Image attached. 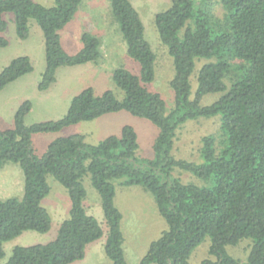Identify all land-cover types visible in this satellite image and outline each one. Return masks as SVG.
<instances>
[{
  "label": "trees",
  "instance_id": "1",
  "mask_svg": "<svg viewBox=\"0 0 264 264\" xmlns=\"http://www.w3.org/2000/svg\"><path fill=\"white\" fill-rule=\"evenodd\" d=\"M111 13L127 45V53L141 67L140 76L125 68L113 72V81L124 93L119 100L112 91L96 96L89 87L77 96L64 118L25 123L32 109L25 102L14 118L13 129L0 131V169L18 165L24 174L21 198L0 199V259L5 243L24 232L47 233L52 219L43 206L50 195L51 176L68 192L69 217L57 238L45 245L16 247L7 264H74L83 261L88 248L105 235L100 221L89 215L84 202L89 177L101 199L107 228L105 254L112 264H128L121 229L123 215L115 205L116 182L140 186L150 193L168 229L154 241L140 264H190L197 247L211 240L213 259L202 264H240L227 247L251 240L248 264H264V0H171L170 7L156 15L161 42L173 58L175 75L170 83L175 105L168 111L162 95L150 88L156 80V56L145 36L141 14L133 0H109ZM218 2L225 20L212 13ZM83 0H55L45 6L33 0H0V33L15 15L18 36L27 40L35 20L45 38L46 69L39 85L48 90L57 70L96 63L102 57V42L95 34L83 33L82 50L69 54L60 32L73 20ZM8 41L0 37V49ZM197 58H215L198 75V89L191 99V76ZM31 60L21 57L0 73V92L33 72ZM222 96L209 106L202 99ZM128 112L150 121L159 129L154 158L141 159L138 135L133 127L121 136H110L90 145L82 135L54 141L39 157L33 144L38 133H55L104 115ZM221 117L222 140L203 138L202 163L178 160L172 155L178 129L189 120ZM219 151V153L217 152ZM176 169L209 181L211 187L182 182Z\"/></svg>",
  "mask_w": 264,
  "mask_h": 264
},
{
  "label": "rangeland",
  "instance_id": "2",
  "mask_svg": "<svg viewBox=\"0 0 264 264\" xmlns=\"http://www.w3.org/2000/svg\"><path fill=\"white\" fill-rule=\"evenodd\" d=\"M45 6H54L55 0H33ZM171 0H133V5L141 14L145 36L156 56V80L150 88L159 92L167 103L168 111L175 105L174 92L170 86L175 75L173 58L168 48L163 45L158 35L156 15L170 7ZM217 19L224 21L225 11L215 2L211 7ZM8 23L5 33L0 37L8 41L6 48L0 49V73L14 60L27 57L33 65V72L22 77L19 83L9 84L0 92V131L13 129L14 118L25 103L32 105L25 119L28 126L38 123L58 121L65 117L73 100L89 87L95 95L100 96L106 91H112L122 100L123 91L113 81V72L117 68H125L140 76V65L131 59L127 53L126 42L120 28L114 19L109 0H83L78 13L73 20L60 32L63 48L72 55L78 54L83 43V33L95 34L102 42V57L96 63H88L73 67H61L56 73V82L46 91H40L39 85L46 69V48L43 31L35 20L30 22V36L22 40L18 36L15 15H4ZM215 58H197L191 76V99L195 98L198 89V75L204 65L215 62ZM13 85V86H12ZM222 94L206 95L202 106L216 102ZM133 127L138 135L139 149L137 156L141 159L154 158V143L159 135V129L150 121L135 117L122 111L104 115L93 121L81 122L55 133H38L33 136L36 154L42 157L49 146L60 138L82 135L90 145H98L110 136H121L124 127ZM212 136L216 139L215 148H219L222 140L221 117L197 118L189 120L177 131L172 155L178 160L202 163L201 150L203 138ZM216 148V149H217ZM219 153V151L217 150ZM15 168L16 171L13 170ZM174 176L182 182L199 187H211L212 182L204 181L190 172L176 169ZM2 178L8 179L5 188L0 189V199L21 198L24 194V174L18 165L10 164L0 170V187ZM51 186L50 195L43 201V206L52 219L51 230L47 233L34 231L24 232L20 237L5 243V257L0 264H7L16 247L45 245L54 241L63 221L68 219L71 207L67 190L51 176L48 177ZM87 198L84 206L89 213L102 224L105 235L93 243L87 250L83 261L74 264H112L105 254L107 228L101 199L92 187L90 178L84 179ZM115 205L123 215L121 229L124 234V250L128 264H140L150 245L158 240L168 229L166 221L160 216L154 198L140 186L126 187L116 182ZM251 240H243L237 247H227L228 253L240 264H248L247 258L251 248ZM210 238H207L195 249L190 258V264H202L205 260L213 259L209 254Z\"/></svg>",
  "mask_w": 264,
  "mask_h": 264
},
{
  "label": "crops",
  "instance_id": "3",
  "mask_svg": "<svg viewBox=\"0 0 264 264\" xmlns=\"http://www.w3.org/2000/svg\"><path fill=\"white\" fill-rule=\"evenodd\" d=\"M21 79H22V78H21ZM20 81H21V80H17V81H15L13 85H15L16 83H19ZM13 85H12V86H13ZM2 91H4V90H2ZM2 91H1V92H2ZM8 165H10V164H7L5 167H7ZM5 167H4L3 169H5ZM3 169H0V170H3ZM13 170L16 171L15 168H13ZM1 182H2V183H1V187H0V189H3V188H5V186H6L7 182H8V179L2 178V181H1Z\"/></svg>",
  "mask_w": 264,
  "mask_h": 264
}]
</instances>
